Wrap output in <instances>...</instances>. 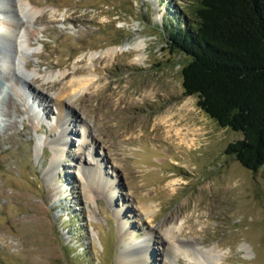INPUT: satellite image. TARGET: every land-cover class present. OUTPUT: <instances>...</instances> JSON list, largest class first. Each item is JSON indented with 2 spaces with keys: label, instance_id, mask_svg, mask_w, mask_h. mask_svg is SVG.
I'll return each instance as SVG.
<instances>
[{
  "label": "rangeland",
  "instance_id": "1",
  "mask_svg": "<svg viewBox=\"0 0 264 264\" xmlns=\"http://www.w3.org/2000/svg\"><path fill=\"white\" fill-rule=\"evenodd\" d=\"M27 1L40 16L24 28L16 80L0 71V264H118L146 240L142 264H264V165L248 170L225 153L241 133L184 95L187 58L166 43L199 0ZM82 77L93 81L72 93ZM65 91L67 133L52 102ZM184 104L204 133L193 150L153 128ZM89 164L102 185L88 187ZM171 177L181 181L168 187ZM170 219L186 247L168 259L159 229Z\"/></svg>",
  "mask_w": 264,
  "mask_h": 264
},
{
  "label": "trees",
  "instance_id": "2",
  "mask_svg": "<svg viewBox=\"0 0 264 264\" xmlns=\"http://www.w3.org/2000/svg\"><path fill=\"white\" fill-rule=\"evenodd\" d=\"M189 17L166 32L168 47L187 58L184 95L241 133L225 153L256 170L264 165V0H199Z\"/></svg>",
  "mask_w": 264,
  "mask_h": 264
},
{
  "label": "bare ground",
  "instance_id": "3",
  "mask_svg": "<svg viewBox=\"0 0 264 264\" xmlns=\"http://www.w3.org/2000/svg\"><path fill=\"white\" fill-rule=\"evenodd\" d=\"M38 16H40V10L37 9V7L31 5V3H29L27 0H0V44H2V51H0V71L2 69V71L6 72L7 75L10 76V80H16V73L14 74L13 69H16V67L19 66L18 57H21L23 54L22 52L25 51V43L22 35L24 33V28L31 21V19L37 18ZM9 47L13 48V54L11 53L12 57L11 54H8ZM134 47L135 49H138L140 47L139 43L135 44ZM124 48L125 46L114 47L109 49L107 53L109 55L115 54L122 51ZM16 57L18 59H16ZM12 72L15 76L14 78L12 77ZM75 73H77V71ZM57 76L61 77L63 76V73H52L48 76H45V79L52 81L53 78H56ZM92 81L93 77L73 79V81L69 82L70 91L72 93L75 91L76 94L80 93ZM68 96L70 95L66 93V91L64 93L58 92L52 100L57 112V126H64L63 120L66 118L65 113L67 115L69 112L68 105L64 100L68 101L70 99ZM188 107L189 106H187V104L180 105L179 107H169L165 113L161 114V116H157L154 119L153 128L156 130L159 127H162L161 133L159 134L161 135L160 138L162 137L163 139L169 141V143L175 144L178 147L185 146L187 150H193L194 148H198L197 144L201 140V137L204 136V133L202 126L200 127L197 125V122L193 121L191 117L192 112L188 109ZM135 127L128 130L130 132L135 131ZM66 131H68V128L66 129L64 126L63 133H67ZM153 131L154 130H152V132ZM81 139L82 141L86 139L84 133L81 134ZM64 140L65 136L61 134V139L58 141L56 140L54 145H61ZM126 140L130 141L132 140V137H128ZM55 150L58 151L60 149L56 148ZM80 173H82L83 176L87 178V182L90 184L88 187L90 188L93 184L102 185L104 182V179L101 177V172L98 170V168L94 169L93 165L91 166L89 164L88 166L83 167ZM180 181L181 180H179V178L171 177L168 180L167 185L168 187H174V185L179 184ZM175 190H177V187L170 189L172 193H174ZM83 195H87V193H83ZM149 212L150 210H148V208L144 209L145 214ZM181 227L182 222L176 225V223L171 219L167 222H164L160 226L159 230L162 232L165 246L169 251L166 253L168 259L173 257L175 250L181 251L183 253L185 251L186 244L180 242L177 235L175 234L177 231H180ZM152 233L153 232L150 231L148 235ZM148 241L149 240L141 241L137 245L128 247L124 241H120L119 245L126 246L127 248L121 250L118 253V264H142L143 255H145V253L148 251V243H146Z\"/></svg>",
  "mask_w": 264,
  "mask_h": 264
}]
</instances>
